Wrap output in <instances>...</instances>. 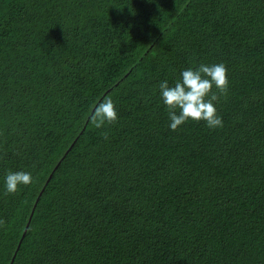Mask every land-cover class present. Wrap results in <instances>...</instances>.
Segmentation results:
<instances>
[{"label": "trees", "instance_id": "obj_1", "mask_svg": "<svg viewBox=\"0 0 264 264\" xmlns=\"http://www.w3.org/2000/svg\"><path fill=\"white\" fill-rule=\"evenodd\" d=\"M200 63L223 127L172 131ZM0 219V264H264V0H0Z\"/></svg>", "mask_w": 264, "mask_h": 264}, {"label": "clouds", "instance_id": "obj_2", "mask_svg": "<svg viewBox=\"0 0 264 264\" xmlns=\"http://www.w3.org/2000/svg\"><path fill=\"white\" fill-rule=\"evenodd\" d=\"M216 91H213V89ZM229 90L228 69L224 63L204 64L189 67L180 73L173 85L167 80L159 83L160 98L168 112L169 127L176 131L189 120L204 121L209 129L223 127V119L215 104ZM90 122L102 129L118 121L115 102L106 96L90 113ZM102 135L107 139V133ZM32 174L26 171H8L5 177V194H15L21 185L32 183ZM5 221L0 219V227Z\"/></svg>", "mask_w": 264, "mask_h": 264}, {"label": "water", "instance_id": "obj_3", "mask_svg": "<svg viewBox=\"0 0 264 264\" xmlns=\"http://www.w3.org/2000/svg\"><path fill=\"white\" fill-rule=\"evenodd\" d=\"M40 194H41V192L39 193V195H40ZM37 200H38V198H36V201H37ZM35 203H36V202H35ZM35 203H34V205H33V208H32V210H31V213H30V215H29L28 223H29L30 217H31V215H32V213H33ZM28 223H27V224H28ZM19 243H20V241H19ZM19 243H18V246H19Z\"/></svg>", "mask_w": 264, "mask_h": 264}]
</instances>
